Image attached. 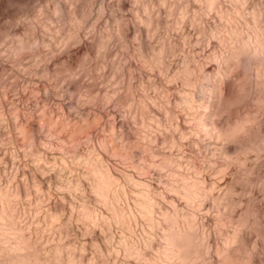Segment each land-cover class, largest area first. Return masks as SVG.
<instances>
[{"label": "clouds", "instance_id": "clouds-1", "mask_svg": "<svg viewBox=\"0 0 264 264\" xmlns=\"http://www.w3.org/2000/svg\"><path fill=\"white\" fill-rule=\"evenodd\" d=\"M0 264H264V0H0Z\"/></svg>", "mask_w": 264, "mask_h": 264}]
</instances>
